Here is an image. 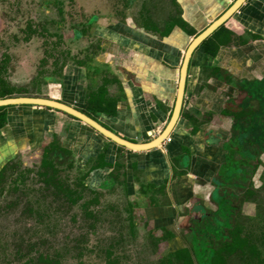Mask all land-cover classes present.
Here are the masks:
<instances>
[{
    "label": "crops",
    "instance_id": "obj_1",
    "mask_svg": "<svg viewBox=\"0 0 264 264\" xmlns=\"http://www.w3.org/2000/svg\"><path fill=\"white\" fill-rule=\"evenodd\" d=\"M172 1L176 16L165 23L145 14L138 26L129 15L126 24L101 16L93 32L97 48L42 75L41 86L26 94L63 101L132 142L152 140L170 118L185 48L233 2ZM224 26L233 33L229 43L214 55L193 52L179 117L160 145L129 150L62 111L10 105L0 125V170L19 155L41 156L51 142L64 146L75 168L89 173L85 184L101 189L105 182L112 192L121 188L149 231H170L162 241L185 246L178 225L213 207L211 182L225 148L232 140L240 144L236 119L257 105L253 90H264V0H245Z\"/></svg>",
    "mask_w": 264,
    "mask_h": 264
},
{
    "label": "rangeland",
    "instance_id": "obj_2",
    "mask_svg": "<svg viewBox=\"0 0 264 264\" xmlns=\"http://www.w3.org/2000/svg\"><path fill=\"white\" fill-rule=\"evenodd\" d=\"M174 6L172 0H0V81L4 79L0 86H14L15 93L34 92L42 75L62 70L84 49L97 48L93 32L96 20L103 22L101 16L126 24L129 15L138 26L145 14L165 23L175 18ZM261 160L249 185L252 194L240 206L236 221L257 235L264 258V240L258 236L264 234L263 154ZM39 161V154L15 157L1 182L0 264H47L39 255L61 264H158L161 255L178 247L175 241L160 239L164 231H149L121 188L94 189L102 194L96 205L89 206L92 215L85 214L81 204L92 196L89 190L72 203L63 192L41 182ZM60 169L73 187L78 177L75 166ZM190 219L185 218L176 231L186 243ZM228 263L244 264L237 255Z\"/></svg>",
    "mask_w": 264,
    "mask_h": 264
},
{
    "label": "trees",
    "instance_id": "obj_3",
    "mask_svg": "<svg viewBox=\"0 0 264 264\" xmlns=\"http://www.w3.org/2000/svg\"><path fill=\"white\" fill-rule=\"evenodd\" d=\"M232 36L233 33L221 25L201 42L198 49L214 55L221 45L231 41ZM263 91L260 87L258 91L253 90L251 95L257 100V105L243 112L236 119L240 128L235 140L241 146H226L225 148L224 161L211 182L214 189L210 194V199L214 208L190 221L189 245L161 255L158 264H229L228 259L232 255H237L244 264H264V258L257 245V235L236 221L240 206L249 201L252 194L249 188L252 183L251 178L262 163L261 154L264 153ZM14 92V88L0 86V97L11 95ZM6 107L0 106V125L5 120L3 110ZM247 108L248 104H243V109ZM99 109L105 110L103 107ZM244 123H247L246 128L243 126ZM250 144L252 146H248ZM71 156L72 152L68 148L57 146L53 142L43 146L37 175L45 186L52 187L57 193L63 192L72 203L82 199L81 192L88 189L92 196L83 200L81 206L85 214L92 215V211L88 210L89 206L96 205L102 193L99 192L100 189L97 191L87 187L85 179L88 172L81 173L77 170L78 177H75L73 187L68 183V175L62 176L61 166L67 168L66 170L74 167ZM9 163L0 170V185L7 168L11 167ZM106 186L104 182L99 188ZM166 235L171 237L173 233L166 231ZM263 235L261 232L258 236L264 240ZM39 259L47 264H61L58 259H49L45 255H39Z\"/></svg>",
    "mask_w": 264,
    "mask_h": 264
},
{
    "label": "water",
    "instance_id": "obj_4",
    "mask_svg": "<svg viewBox=\"0 0 264 264\" xmlns=\"http://www.w3.org/2000/svg\"><path fill=\"white\" fill-rule=\"evenodd\" d=\"M245 0H233V2L213 21H211L205 28H203L199 33H197L192 40L188 43L185 48L181 66L179 69V79L177 83V91L175 96V101L173 109L170 115V118L161 131V133L153 138L152 140L146 142H132L127 140L118 134L114 133L99 121L95 120L91 116L87 115L80 109L73 107L63 101L38 97V96H9L0 98V106H10V105H36L41 107L53 108L59 111H62L80 121L87 124L89 127L94 129L96 132L104 136L105 138L111 140L112 142L133 151H144L151 148H154L163 142V140L170 134L172 131L178 117L180 114L183 95L185 90V82L187 76V70L190 58L193 54V51L199 46V44L206 39L210 34H212L221 24H223L232 14L240 7V5Z\"/></svg>",
    "mask_w": 264,
    "mask_h": 264
},
{
    "label": "flooded vegetation",
    "instance_id": "obj_5",
    "mask_svg": "<svg viewBox=\"0 0 264 264\" xmlns=\"http://www.w3.org/2000/svg\"><path fill=\"white\" fill-rule=\"evenodd\" d=\"M240 6H241V5H240ZM232 15H233V14H232ZM229 18H230V17H229ZM225 22H226V21H225ZM225 22H224V23H225ZM224 23L221 24V25H224ZM221 25H220V26H221ZM220 26H219V27H220ZM210 35H211V34H210ZM210 35H209V36H210ZM200 44H201V43H200ZM200 44H199V45H200ZM198 47H199V46H198ZM198 47H197V48H198ZM197 48H196V49H197ZM196 49H195V50H196ZM195 50H194V51H195ZM194 51H193V52H194ZM189 62H190V61H189ZM13 87H14V86H13ZM13 87L11 86L10 88H13ZM14 94H18V95H14ZM10 96H35V95H29V94H26V93H15V92H14V93L11 94ZM8 97H9V96H8ZM38 97H41V96H38ZM46 98H47V97H46ZM182 102H183V101H182ZM46 108H48V107H46ZM81 111H82V110H81ZM84 113H85V112H84ZM167 138H168V136H167L164 140H166ZM164 140H163V141H164ZM161 143H162V142H161ZM228 146L235 147V146H241V145L235 144L234 140H232L231 144H228ZM10 162H11V161H10ZM8 163H9V162H8ZM213 186H214V185H213ZM210 200H211V199H210ZM211 203L213 204L212 201H211ZM213 208H214V207H211V208H204V209H202V210H203L202 213L199 212L200 214H199V213H194V214L190 215V216H191L190 221L193 220V219H195V218H198V217L202 216V215L205 214L208 210H211V209H213ZM189 226H190V223H189ZM188 228H189V227H188ZM188 228H187V229H188ZM166 238H168V236L166 235V231H164V234L161 236L160 239H166ZM190 240H191V237H190L188 243H186L185 246H188V245H189ZM185 246H183V247H185ZM177 248H180V247H177ZM177 248H176V249H177ZM173 250H175V249H173ZM173 250H171V251H173Z\"/></svg>",
    "mask_w": 264,
    "mask_h": 264
}]
</instances>
